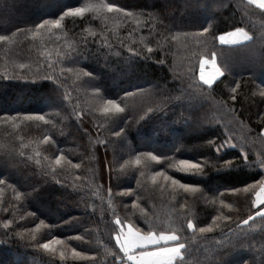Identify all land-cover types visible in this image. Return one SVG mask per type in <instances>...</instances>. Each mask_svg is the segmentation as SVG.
<instances>
[{"label":"trees","instance_id":"trees-1","mask_svg":"<svg viewBox=\"0 0 264 264\" xmlns=\"http://www.w3.org/2000/svg\"><path fill=\"white\" fill-rule=\"evenodd\" d=\"M107 3L132 15L86 13L32 35L35 24L67 7ZM236 28L253 39L220 42ZM0 35L8 36L0 41V264H113L117 217L143 231L177 229L186 244L180 264H264V218L238 227L256 211L254 194L242 189L264 170L219 167L236 161L240 146L250 160L264 152L258 6L248 0H0ZM212 53L223 76L201 88L200 58L212 60ZM107 100L125 112L103 113ZM40 115L45 121L24 119ZM5 117L19 119L5 123ZM230 137L237 147L217 153ZM209 140L215 141L210 148ZM61 155L67 159L57 164ZM181 159L202 164V173L179 171ZM161 172L198 192L185 194ZM142 210L157 218L153 229ZM187 219L194 230H186ZM202 227L212 231L201 233ZM48 241L59 242L43 248Z\"/></svg>","mask_w":264,"mask_h":264},{"label":"snow or ice","instance_id":"snow-or-ice-1","mask_svg":"<svg viewBox=\"0 0 264 264\" xmlns=\"http://www.w3.org/2000/svg\"><path fill=\"white\" fill-rule=\"evenodd\" d=\"M249 4L258 6L259 9L262 10V14H264V0H248ZM123 13L125 16H131L132 13L127 12L125 8L118 7L114 3H107L102 5H95V4H84L78 7H67L62 14L56 19H44L41 23L35 24L34 30L32 31L33 36H39L43 32L51 33L53 29H61L62 22L65 20L66 17H83L86 13ZM17 31H22L21 29H17ZM203 33H209V28L205 27L203 29ZM228 37H237L239 36L244 41H250L253 37H250L247 32L243 28H236L234 32H229L226 34ZM8 36L0 35V41H7ZM219 40L223 44H237L240 41L237 39H226L225 35L219 36ZM129 51L131 52L132 49L130 48ZM149 52L152 51L151 48L148 49ZM216 53H212V67L213 72L209 75H205L203 69L208 63L205 57L200 58V67L201 72L199 75V80L202 82L200 85L201 88H212L214 83L223 76V72L221 68L216 65ZM162 63V62H161ZM23 67V65H21ZM85 76L91 77V73H84ZM45 79L53 80L51 75L45 77ZM240 87L237 84L235 87L231 88L232 93H236L237 89ZM138 92H143V90L138 89ZM126 96L134 95L133 93H126ZM261 96H264V91H261ZM67 99V97H65ZM237 99L236 95L231 96V100L235 101ZM111 106V107H109ZM101 111L105 114H120L124 113L125 109L121 108L120 104H118L115 100H107L106 105L101 109ZM153 109L149 108L148 112H152ZM79 116V114H77ZM37 119L40 121H45V117L43 115L32 117L26 116L24 119L32 120ZM19 119V117H5L4 122L7 123L8 121H15ZM210 120H205L204 123H211ZM47 123V122H46ZM124 132V129H120V132L115 133L117 137L121 136ZM261 134L264 135V129L260 130ZM49 137H45V140H49ZM231 137L220 143L216 146L215 151L220 153L225 146L229 147H237L231 143ZM215 144L214 140L207 141L206 147H212ZM179 151V149H178ZM240 153L241 155L237 157L236 161L233 160H223L222 164H219L221 159H217V163L219 164L220 168L230 169V168H238L240 166H244L249 169H255L257 166L259 169L264 170V152L258 153L257 158L255 160H250L249 158V151H246L243 146H240ZM148 156L151 157L152 160L158 161L160 159L159 156H154L152 153H148ZM62 159H67V157L61 155L56 158V163L60 164ZM71 164V161H68ZM136 164H140L141 160L139 158L135 161ZM180 168L178 169L181 172L189 173H202L203 165L200 163H194L192 160H179ZM75 168H80V164L74 165ZM123 168V165H121ZM143 175V173H141ZM157 175H162L165 180L171 181L172 185H178L181 189L184 190L185 194L187 193H197L198 189L195 188L191 184H181L179 180L173 179V177L169 176L166 172L158 173ZM79 179V178H78ZM0 183H4L0 181ZM258 189V190H257ZM111 191V189H109ZM232 193H239L241 189L239 188H232L230 190ZM242 191L248 194H254L253 198L251 199L250 206L252 209H256L253 211L252 214L248 215L246 219H241L239 221L238 227L240 226H247L251 221L254 220V217H261L264 218V176L261 177L259 181H256L254 184H248L245 186ZM127 195L131 196L133 190L129 189L126 193ZM120 195H125V193H121ZM200 195H203V192H200ZM224 195L223 193L221 194ZM223 203V200H221ZM133 205H136V201H133ZM181 207H184L183 205ZM230 208L231 205H228ZM4 211H8V209H4ZM143 216L146 219V223L148 224L149 229H153L155 226L156 217L155 215L149 216L147 211L142 210ZM215 220L216 217H213ZM223 219L226 221H230L231 217L228 215L223 216ZM12 223L11 220L4 222L3 227L9 228V225ZM116 228L114 232V239H115V246H118L119 252H113L112 255L114 257L113 264H180L181 261L185 258V249L186 244L181 243V236L177 234V229L173 228L170 233H165L163 231L157 233L154 230L143 231L139 228L133 226L132 223H128L125 229V221L117 217L115 220ZM181 228H184V225H181ZM195 224L192 219H187L186 223V230H194ZM199 231L201 233L211 232V227L208 228H200ZM228 232H233L231 227L228 228ZM113 233H109V239L111 240ZM164 242L163 244L161 242ZM58 243L59 241H51L49 243H45L42 245L43 248L48 249L51 243ZM170 245V246H169ZM54 251V249H53ZM75 256L81 257L83 256L82 253L76 252L75 249L72 250ZM122 253V254H121ZM61 257H63L64 253L62 252ZM87 258V257H85Z\"/></svg>","mask_w":264,"mask_h":264},{"label":"rangeland","instance_id":"rangeland-1","mask_svg":"<svg viewBox=\"0 0 264 264\" xmlns=\"http://www.w3.org/2000/svg\"><path fill=\"white\" fill-rule=\"evenodd\" d=\"M235 39H237L239 41L242 40V38H240V37H235ZM207 61H208V59H207ZM211 61L212 60H209L208 63L206 64V66L203 69V71H204V73H205L206 76L209 75V74H211L213 72V67H212ZM200 72H201V67H200ZM126 227H127V225H125V229H126ZM49 242H51V241H48L46 243H49ZM161 243L163 244L164 242L162 241ZM54 245H55V242L54 243H51L50 244V247L48 249H52L54 247Z\"/></svg>","mask_w":264,"mask_h":264},{"label":"crops","instance_id":"crops-1","mask_svg":"<svg viewBox=\"0 0 264 264\" xmlns=\"http://www.w3.org/2000/svg\"><path fill=\"white\" fill-rule=\"evenodd\" d=\"M234 32V31H233ZM227 33H225V34H222V35H225V38L226 39H235V37H228L227 35H226ZM221 36V35H220ZM237 37H239V36H237ZM242 41H244L243 39L240 41V42H242ZM221 42V41H220Z\"/></svg>","mask_w":264,"mask_h":264}]
</instances>
